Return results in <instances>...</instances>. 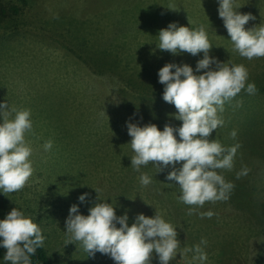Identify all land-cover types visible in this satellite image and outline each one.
Masks as SVG:
<instances>
[{
    "label": "rangeland",
    "instance_id": "374dc122",
    "mask_svg": "<svg viewBox=\"0 0 264 264\" xmlns=\"http://www.w3.org/2000/svg\"><path fill=\"white\" fill-rule=\"evenodd\" d=\"M234 2L241 5L237 11L256 17L245 29L264 22V0ZM0 6L6 8L0 19V103L29 109L33 125L25 134L33 173L22 190L6 195L0 190V220L14 207L30 217L53 264H116L99 251L89 256L80 242L65 245L71 205L88 215L99 202L96 188L117 216L127 213L129 226L140 213L158 212L176 227L180 250L205 239L204 264H264V57L248 60L234 50L219 0H0ZM171 22L203 25L212 44L209 55L243 65L246 85L257 89L241 90L225 102L218 111L224 124L209 137L225 147L239 144L233 168L217 170L234 185L229 198L205 202L192 215L194 206L180 201L178 184L166 178L171 165L159 172L152 162L139 172L131 166L129 121L161 131L166 123L182 125L174 104L163 99L159 69L187 63L195 74L206 71L196 72L202 52L173 55L157 47L159 31ZM48 140L52 148L46 152ZM245 168L247 174L237 178ZM141 173L152 178L149 185H141ZM84 193L88 197L81 202ZM207 211L214 215L201 218ZM6 251L0 264H10ZM193 255L177 252L169 264H200ZM151 264H160L154 250Z\"/></svg>",
    "mask_w": 264,
    "mask_h": 264
},
{
    "label": "clouds",
    "instance_id": "9594fccd",
    "mask_svg": "<svg viewBox=\"0 0 264 264\" xmlns=\"http://www.w3.org/2000/svg\"><path fill=\"white\" fill-rule=\"evenodd\" d=\"M240 6L234 0H219V17L234 50L248 60L264 57V22L245 29L248 21L256 17L237 11ZM158 40L157 47L173 55L187 52L196 56L202 52L203 58L197 61L196 72L206 71L195 74L187 63H166L159 69V82L164 85L163 99L174 104L177 112L173 115L182 121V125L174 127L166 123L161 131L155 124L141 127L129 121L127 129L134 152L131 166L139 172L142 166L152 162L159 172L171 165L172 170L166 178L178 184L179 200L194 206L188 212L192 215L195 208L202 207L205 202L215 203L229 198L234 185L226 182L217 170L233 168L239 144L225 147L209 137L213 130L224 124L218 111H224L225 102H230L241 90L255 94L257 89L254 83L246 85L248 72L243 65L221 62L209 55L212 44L203 25L190 28L171 22L159 31ZM0 116L3 117L0 123V190L6 195L22 190L33 173L29 159L32 148L25 139L26 133H32L33 125L29 109L9 107L6 102L0 103ZM174 133H178L179 140ZM230 135L235 139L237 133L233 130ZM43 148L46 152L51 150L52 141H46ZM179 162H183L182 167L176 168ZM247 171L245 168L238 172L237 178L246 175ZM139 180L142 186H147L152 178L141 173ZM94 189L99 202L90 207L88 215L80 214L78 205H71L65 222V245L80 242L89 256L99 251L109 255L116 264H151L153 250L160 264H169L177 252L182 256L194 253L192 260L200 264L207 260L201 247L207 244L205 239L194 247L180 250L176 227L158 212L154 217L140 213L129 226L127 213L117 216L114 205L102 200L99 190ZM87 197L88 193H84L78 199L85 202ZM199 215L211 218L214 213L207 211ZM117 223L120 227L116 226ZM43 243L39 226L16 207L0 220V245L7 249L3 257L6 262L32 264L30 257Z\"/></svg>",
    "mask_w": 264,
    "mask_h": 264
},
{
    "label": "trees",
    "instance_id": "16d2710c",
    "mask_svg": "<svg viewBox=\"0 0 264 264\" xmlns=\"http://www.w3.org/2000/svg\"><path fill=\"white\" fill-rule=\"evenodd\" d=\"M12 9L15 10L16 12L19 11L18 6L16 5H12ZM5 13H6V8L0 6V19L2 18L1 16L4 15ZM5 249L6 248L0 245V256L3 254ZM30 259L32 264H53L44 243L42 247L37 248L35 255H32Z\"/></svg>",
    "mask_w": 264,
    "mask_h": 264
}]
</instances>
